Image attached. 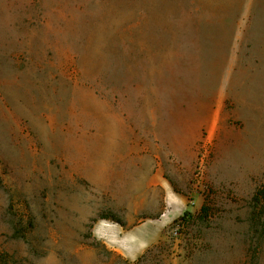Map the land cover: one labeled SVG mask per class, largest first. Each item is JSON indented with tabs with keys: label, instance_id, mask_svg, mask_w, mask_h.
Here are the masks:
<instances>
[{
	"label": "rangeland",
	"instance_id": "obj_1",
	"mask_svg": "<svg viewBox=\"0 0 264 264\" xmlns=\"http://www.w3.org/2000/svg\"><path fill=\"white\" fill-rule=\"evenodd\" d=\"M263 184L264 0H0V264H264Z\"/></svg>",
	"mask_w": 264,
	"mask_h": 264
},
{
	"label": "trees",
	"instance_id": "obj_2",
	"mask_svg": "<svg viewBox=\"0 0 264 264\" xmlns=\"http://www.w3.org/2000/svg\"><path fill=\"white\" fill-rule=\"evenodd\" d=\"M259 196L262 198L263 200V206H264V184H263V187L262 189L259 191ZM202 211L203 212H207V208L206 207H203L202 208ZM101 219H107L106 217H100ZM117 224L121 225L122 227H125V225L119 221V220H114Z\"/></svg>",
	"mask_w": 264,
	"mask_h": 264
},
{
	"label": "crops",
	"instance_id": "obj_3",
	"mask_svg": "<svg viewBox=\"0 0 264 264\" xmlns=\"http://www.w3.org/2000/svg\"><path fill=\"white\" fill-rule=\"evenodd\" d=\"M105 232H107V229L105 230ZM105 232H103V234H105ZM104 237L106 236V235H103Z\"/></svg>",
	"mask_w": 264,
	"mask_h": 264
}]
</instances>
